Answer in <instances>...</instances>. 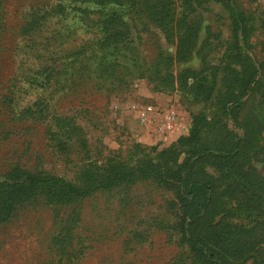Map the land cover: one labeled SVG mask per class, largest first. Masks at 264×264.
Wrapping results in <instances>:
<instances>
[{
	"label": "rangeland",
	"instance_id": "374dc122",
	"mask_svg": "<svg viewBox=\"0 0 264 264\" xmlns=\"http://www.w3.org/2000/svg\"><path fill=\"white\" fill-rule=\"evenodd\" d=\"M233 2L243 53L215 0H0V184L35 174L80 186L110 164L146 170L202 112L209 146L249 137L231 156L264 189V0ZM105 21L123 25L118 50L102 41ZM199 80L203 103L186 88ZM199 165L217 198L207 244L234 252L227 264H264V214H244L264 211V191L234 185L218 159ZM181 222L174 188L147 176L61 203L37 193L0 221V264H201Z\"/></svg>",
	"mask_w": 264,
	"mask_h": 264
},
{
	"label": "trees",
	"instance_id": "16d2710c",
	"mask_svg": "<svg viewBox=\"0 0 264 264\" xmlns=\"http://www.w3.org/2000/svg\"><path fill=\"white\" fill-rule=\"evenodd\" d=\"M215 1L221 2L227 9L233 30L235 32L242 31L241 43L235 36L237 49L242 52L243 46L245 47L243 35L244 25L246 23L242 12L237 9L233 0ZM122 26L121 24L113 27L109 22L105 21L104 29L102 30L104 34L102 41L113 42L114 47L118 50L119 43H125L127 41L126 34L120 31ZM106 42L104 43L108 46ZM122 46L124 49L126 48L125 44ZM248 73L249 79L253 78L255 69L251 68V70H248ZM205 81L199 80L196 83L192 82L189 86H186L194 98L200 103L206 102L210 97V88ZM246 82L242 87V92L237 97L245 94L248 87V82ZM263 97L264 93H262ZM223 114L230 121H235V110L233 107L224 108ZM210 120L202 112L192 114L191 127L188 135L179 137L174 146L161 150L155 158L158 162L153 163L152 167L148 165L146 170L138 166L124 169L120 166H112L110 164L103 176L96 180L88 177L85 180V184L80 186H76L60 177L35 174H27L24 178V185L11 182L3 187L1 183L0 199L4 203L0 212V221L9 217L13 206L18 201L33 194L41 193L50 201L61 203L66 202L70 198L83 197L91 192L111 189L117 185L129 182L139 177V175L147 176L164 187L174 188V195L182 221L180 232L196 260L201 264H227V254H230V257L233 258L234 252L224 254V251L221 249L216 248L212 244H207V232L204 230L203 225H206L210 221L209 213L216 209L215 203L217 198L212 176L205 173L199 167V163L208 161L211 158L218 159L223 165V174L234 185L245 186L253 196V190L258 189L263 193L264 189L261 188L258 182L255 184L250 183L241 176L243 166L239 163L237 157L231 156L238 155L241 146H244L249 141V137L239 138L231 142L230 145H226L220 141L209 146L205 142L203 133L211 124ZM180 155H183V157L180 158ZM161 160L163 165L159 163ZM168 180L174 181L175 186L170 185ZM246 194L248 195V192ZM257 196L259 195L257 194ZM259 207L252 208L248 205L244 210L246 218H249L251 211L264 214V211L260 212L258 210ZM256 227L259 228L258 224L248 228V230L256 229ZM263 228L261 227V230ZM201 234L203 236H200Z\"/></svg>",
	"mask_w": 264,
	"mask_h": 264
},
{
	"label": "built area",
	"instance_id": "2783aa9c",
	"mask_svg": "<svg viewBox=\"0 0 264 264\" xmlns=\"http://www.w3.org/2000/svg\"><path fill=\"white\" fill-rule=\"evenodd\" d=\"M146 111H150V106H147L146 107Z\"/></svg>",
	"mask_w": 264,
	"mask_h": 264
}]
</instances>
